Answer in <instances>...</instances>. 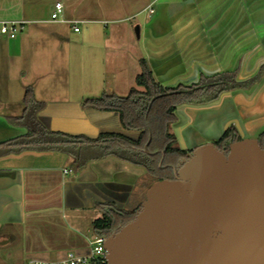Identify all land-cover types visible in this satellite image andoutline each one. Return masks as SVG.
Masks as SVG:
<instances>
[{
  "label": "crops",
  "instance_id": "0c3cea01",
  "mask_svg": "<svg viewBox=\"0 0 264 264\" xmlns=\"http://www.w3.org/2000/svg\"><path fill=\"white\" fill-rule=\"evenodd\" d=\"M59 3L65 7L60 22L70 29L45 27L53 24L49 17ZM141 18L138 42L133 23ZM14 21L33 27L14 40L0 39V144L27 134L11 121L23 115L29 87L47 105L40 120L49 131L91 139L109 132L137 138L123 129L118 114L83 108L84 99L104 89V84L102 90L91 85L108 78L112 83L103 95L128 97L142 72L129 68L141 67V60L167 88L238 68L239 80L246 81L264 65V0H0V22ZM74 45L88 58L78 65L85 78L74 81L75 87L69 64ZM99 57L105 61L100 77ZM177 114L172 131L182 150L221 139L232 126L243 139H260L264 75L250 90L225 93L208 105H184ZM72 163L59 153L0 158V243H15L17 235L6 232L7 226L21 223L25 257L91 248L97 236L91 240L69 216L83 218L100 210V203L135 210L151 187L147 178L140 181L147 175L143 167L115 157L87 162L81 169Z\"/></svg>",
  "mask_w": 264,
  "mask_h": 264
},
{
  "label": "water",
  "instance_id": "95a60500",
  "mask_svg": "<svg viewBox=\"0 0 264 264\" xmlns=\"http://www.w3.org/2000/svg\"><path fill=\"white\" fill-rule=\"evenodd\" d=\"M6 232L17 241L0 253L16 264L24 258L23 226L8 225ZM105 248L106 264H264L259 139L234 142L228 152L213 143L194 149L173 180L152 184L135 219L108 237Z\"/></svg>",
  "mask_w": 264,
  "mask_h": 264
},
{
  "label": "trees",
  "instance_id": "16d2710c",
  "mask_svg": "<svg viewBox=\"0 0 264 264\" xmlns=\"http://www.w3.org/2000/svg\"><path fill=\"white\" fill-rule=\"evenodd\" d=\"M140 65L142 72L137 76L136 87L128 97L104 95L102 98L87 99L82 105L85 110L118 114L123 129L136 134L137 138L109 132L91 139L49 131L40 120L47 105L40 102L30 89L25 95L23 115L11 121L14 126L25 128L27 134L1 143L0 158L27 152L59 153L70 157L72 166L81 169L87 162L115 157L143 167L153 183L173 180L169 167L176 166L182 159H188L194 151L182 150L172 133L173 125L178 121V108L184 105H208L218 101L225 93L250 90L261 82L264 75L263 65L255 77L240 81L241 68H238L233 72L212 76L202 74L198 83L167 88L157 81L146 60H141ZM241 140L242 136L232 126L213 144L228 152L230 144ZM259 141L264 147V134ZM148 144L150 154L145 150ZM160 153L166 156L162 167L158 156ZM101 206L106 212L102 219L95 222L94 232L97 238L107 239L132 222L142 204L132 211H118L112 204Z\"/></svg>",
  "mask_w": 264,
  "mask_h": 264
},
{
  "label": "rangeland",
  "instance_id": "374dc122",
  "mask_svg": "<svg viewBox=\"0 0 264 264\" xmlns=\"http://www.w3.org/2000/svg\"><path fill=\"white\" fill-rule=\"evenodd\" d=\"M50 20H52V17H51V15H50V17H49V21ZM53 24H51V23H48V24H46L45 25V27H54V28H60V27H66V28H68V29H70L69 28V26L68 25H64L63 23H61V22H52ZM136 23V24H135ZM139 23H141V24H143V19L141 18V19H138L136 22H134L133 24H134V36L136 37V39H137V41L139 42V39H138V37H137V34H136V28L138 27V24ZM73 26V25H72ZM136 26V27H135ZM31 27H33V25H28V27H27V30L28 29H30ZM82 28H83V26H82ZM26 30V31H27ZM73 30H74V28H73ZM22 34H24V33H22ZM22 34H20V35H22ZM19 35V36H20ZM18 36V37H19ZM0 39H8L7 37H1ZM74 48L72 49L73 51H72V61H70V75H71V78H72V81H73V87H75V84H74V81L77 83V82H79L80 80H82L83 78H85V71L83 70V69H80L79 68V66L78 65H80V62L82 61V60H87L88 61V58L86 57V56H84V57H82V55H81V53H80V50L78 51V53L76 52V50L77 49H75V45L73 46ZM75 56H77V58L75 57ZM98 59V63L101 65V67H99V69H98V75H99V77H100V71H102V69L104 70V68H103V65H104V63H105V61H103V57H99V58H97ZM59 70V69H58ZM86 70V74H87V77H89L90 76V72H89V69H85ZM109 71H110V69H108ZM129 71H131V72H141V67L140 66H138L137 68L135 67H130L129 68ZM112 75V74H111ZM111 77V76H110ZM104 81H105V83H100V84H98V86L96 87V85H91L92 86V88H100L101 87V89L100 90H102L103 89V84H104V89L102 90V91H99L98 93H94V94H97V95H91V97H87L86 99H84V101L85 100H87V99H92V98H102L104 95L103 94H105L106 92H107V90H106V84H108V82H111L112 83V80H109L108 78H106V79H104ZM262 81V80H261ZM80 83H78V85H79ZM82 85H84L85 87H87L85 84H80L79 86H82ZM132 87L134 88V87H136V84H135V82L133 81V83H132ZM88 88H90V87H88ZM33 90V88L32 87H29L27 90H26V92L28 91V90ZM97 89V90H98ZM41 90V89H40ZM95 89H93L92 91H94ZM105 90H106V92H105ZM26 92H25V95H26ZM33 92H34V90H33ZM35 93V92H34ZM38 94H39V96H41V91H38ZM25 97V96H24ZM25 108V107H24ZM176 116H177V118H178V114H177V112H176ZM175 125V124H174ZM173 125V126H174ZM172 133H173V131H172ZM218 140H220V139H217V140H215V141H213V142H209V143H214V142H216V141H218ZM208 144V143H207ZM179 146H180V143L178 144ZM203 145H205V144H203ZM201 146V145H200ZM199 147V146H198ZM146 150V149H145ZM143 178V177H142ZM145 178H147L146 180H147V187H149V186H152V184H153V179L152 178H150L149 176H145L143 179H140V181H141V183L143 182V181H145L144 179ZM141 185H137L136 186V190L135 191H137V189L140 187ZM135 191H134V193H135ZM103 203H100V204H98V208L100 209V210H96L95 212H88V215L87 214H83V218H81V217H78V218H80V219H77L76 217H74V216H72V215H70L69 216V218H70V220H71V222H73L74 224H76L77 226H79L78 228H80L81 230H84V232H85V234H86V236L87 237H89L91 240H95V232H94V224H95V222L97 221V220H99V219H102L103 217H104V215H105V212L106 211H104L103 213H102V211H103V209H102V205ZM100 205V206H99ZM90 229V231H88L87 229ZM77 254H91V248H86V249H77L76 251H75ZM66 255H67V252H62V253H59V252H52V253H47V254H40V255H28V256H26V258L28 259V260H34V261H42V262H48V263H52V262H57V260H60V259H65L66 258Z\"/></svg>",
  "mask_w": 264,
  "mask_h": 264
},
{
  "label": "built area",
  "instance_id": "2783aa9c",
  "mask_svg": "<svg viewBox=\"0 0 264 264\" xmlns=\"http://www.w3.org/2000/svg\"><path fill=\"white\" fill-rule=\"evenodd\" d=\"M65 12L63 4L59 3L56 5V11L52 15L53 22H60ZM152 13H154L152 11ZM30 23L25 21H14V22H0V38L7 37L8 39L14 40L18 36L24 33ZM75 31L79 32V28L75 27ZM66 174H71L72 171H65ZM106 238H97L92 242L91 250L92 254L90 257L78 256L74 252H68L65 259L57 262H42L28 260L25 256L16 264H106L107 250L105 248Z\"/></svg>",
  "mask_w": 264,
  "mask_h": 264
},
{
  "label": "flooded vegetation",
  "instance_id": "af4514ba",
  "mask_svg": "<svg viewBox=\"0 0 264 264\" xmlns=\"http://www.w3.org/2000/svg\"><path fill=\"white\" fill-rule=\"evenodd\" d=\"M261 144H262V143H261ZM226 152H227V151H226ZM154 155H155V154H154ZM158 156H160V158H161V167H162V165H163V163H164V161H165V159H166V156L163 155L162 153H160ZM183 160H184V159L180 160L179 163H178L176 166H170V167H169V170L173 173L174 178H175V175H176V173H177L179 167L181 166ZM11 245H12V244H8V243L5 244V245H3L2 243H0V250L3 249V248H8V247H10ZM0 264H8V263L6 262V260L4 259V257L1 255V253H0Z\"/></svg>",
  "mask_w": 264,
  "mask_h": 264
}]
</instances>
